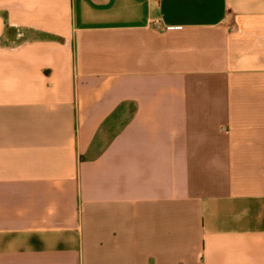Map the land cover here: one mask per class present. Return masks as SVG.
<instances>
[{"label":"crops","instance_id":"crops-1","mask_svg":"<svg viewBox=\"0 0 264 264\" xmlns=\"http://www.w3.org/2000/svg\"><path fill=\"white\" fill-rule=\"evenodd\" d=\"M0 264H264V0H0Z\"/></svg>","mask_w":264,"mask_h":264}]
</instances>
